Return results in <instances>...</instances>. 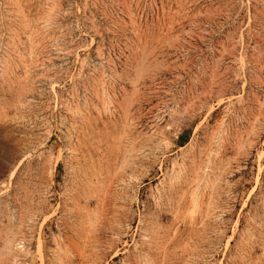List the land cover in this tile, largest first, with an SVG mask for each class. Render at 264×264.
<instances>
[{
    "label": "rangeland",
    "instance_id": "1",
    "mask_svg": "<svg viewBox=\"0 0 264 264\" xmlns=\"http://www.w3.org/2000/svg\"><path fill=\"white\" fill-rule=\"evenodd\" d=\"M0 264H264V0H0Z\"/></svg>",
    "mask_w": 264,
    "mask_h": 264
}]
</instances>
